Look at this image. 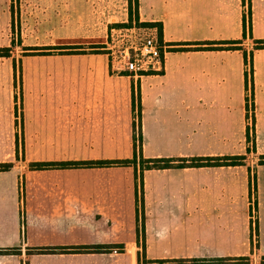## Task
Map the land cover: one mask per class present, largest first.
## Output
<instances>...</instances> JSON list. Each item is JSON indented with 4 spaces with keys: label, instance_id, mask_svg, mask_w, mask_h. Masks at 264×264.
<instances>
[{
    "label": "rangeland",
    "instance_id": "rangeland-1",
    "mask_svg": "<svg viewBox=\"0 0 264 264\" xmlns=\"http://www.w3.org/2000/svg\"><path fill=\"white\" fill-rule=\"evenodd\" d=\"M144 2L154 14L174 5ZM228 2L234 12L241 4L242 17L210 46L236 69L227 85L193 83L188 72L197 66L182 58L172 59L180 74L147 85L144 77L165 74V67L134 76L124 70V51L132 54L131 46L152 34L169 52L179 46L164 42L159 23L141 20L138 0H0V49L14 41L10 57H0L1 163L19 173L22 226L19 244L2 249L0 263H264L253 255L255 166L264 160L252 159L251 132L257 98L264 104L262 75L259 90L252 68L263 41L252 38L250 0ZM187 3L195 16L209 9L202 0ZM90 57L107 59L115 78L113 120L95 112L101 65ZM204 87L215 90V100L235 89L234 101L228 94L226 111H205L209 95L199 105L190 96ZM111 126L112 137L96 134ZM171 157H209L208 165L222 166L146 169L150 159ZM213 178L238 189L225 197L229 215L219 207L212 214L220 197Z\"/></svg>",
    "mask_w": 264,
    "mask_h": 264
},
{
    "label": "crops",
    "instance_id": "crops-1",
    "mask_svg": "<svg viewBox=\"0 0 264 264\" xmlns=\"http://www.w3.org/2000/svg\"><path fill=\"white\" fill-rule=\"evenodd\" d=\"M163 1V0H162ZM209 5V9L204 13L196 14L189 8L187 0H174V5L163 4L162 11L159 14L149 12L144 0H138V16L142 21L149 23L156 22L161 25L162 38L167 43H202L211 41H223L226 39V32L232 31L233 18L237 21V18L242 17L241 4L240 8L235 12L232 7L236 8V4L233 6L228 0H202ZM250 0V28L252 32V38L256 41H264V0ZM191 31V32H190ZM180 32H186L189 34H178ZM222 33V35H221ZM205 46V45H204ZM176 47V46H175ZM195 47V46H194ZM203 47V46H202ZM212 54L210 51H174L169 52L166 56L164 67L165 74L160 76H146L145 84L153 85V81H162L166 76L170 74L176 75L183 71L181 64L173 63V58H182L189 61L191 64L197 66L192 72H188L190 80L199 85H203L207 82H218L225 85L228 78L235 74L236 69L232 64L228 65L226 57ZM94 60V63L100 64L101 67H97L95 70V95L98 101L95 112H103V115L112 118L114 113V99H115V78L109 75L107 72V59L103 57H90ZM177 65V66H176ZM252 68L254 75L256 76L259 90L263 87L260 83V75L264 81V49H258L256 54L252 57ZM177 69V70H176ZM229 75V76H228ZM202 80V81H201ZM237 80V79H236ZM83 83V82H81ZM227 85V84H226ZM85 87H87L85 85ZM150 87V86H149ZM201 91V88H197V91L190 93L192 98H196V103L199 105L203 103L202 96L209 95V103L204 102L207 105L203 106V110L226 111L228 103V94L230 95L229 102L234 101L232 97L236 94V90L227 88L223 99L210 98L215 91L210 88ZM264 88V87H263ZM142 97L143 106V130L145 131L144 122V104L146 101V90ZM233 94V95H232ZM232 97V98H231ZM195 101V100H193ZM195 102L190 103V109L193 108ZM259 97L256 100V105L252 116V144L255 147V152L252 155V159L264 160V104L259 105ZM105 113V114H104ZM103 115L102 118H103ZM100 118V115H99ZM197 125V124H196ZM113 128L107 127L102 131L96 132L99 137L109 138L112 137ZM108 141V140H106ZM3 142V125H2V109L0 107V145ZM97 142H104L100 140ZM172 158V157H171ZM2 162V149L0 147V164ZM256 173V200H257V242L253 247V255L257 260L264 258V165L259 163L255 166ZM215 184L218 185V192L220 197L217 201L211 204L212 214L214 216V207L221 208V213L224 212L229 215V211H226V207L229 204L226 202L225 197L236 194L238 189L234 186L229 191L226 184L222 183L220 178H213ZM221 181V183H219ZM205 186V184H204ZM207 191V187L205 188ZM204 204V203H203ZM225 210V211H224ZM20 194H19V173L15 168H10L8 171H0V251L5 248L14 247L20 242L21 224H20ZM202 214L206 213L205 207L202 205ZM215 217V216H214ZM222 228V227H221ZM225 229V228H222ZM227 231V230H226ZM216 255H234L236 253L230 252H216ZM2 264V263H0ZM264 264V263H263Z\"/></svg>",
    "mask_w": 264,
    "mask_h": 264
},
{
    "label": "trees",
    "instance_id": "trees-1",
    "mask_svg": "<svg viewBox=\"0 0 264 264\" xmlns=\"http://www.w3.org/2000/svg\"><path fill=\"white\" fill-rule=\"evenodd\" d=\"M137 3V0H136ZM137 4H136V19H137ZM11 18H12V26H13V11L11 10ZM161 31V30H160ZM231 43V42H230ZM233 43H240L239 41H234ZM263 45L259 48V49H264V41L260 42ZM213 44H217L215 42H202V43H178L175 44V46H179L178 51H182V52H189V51H210V50H222V49H215L213 47ZM220 44H226V42L224 43H218ZM207 46V47H202V46ZM11 47L14 46V41L12 40L11 42ZM195 46V47H194ZM209 46V47H208ZM11 47H6V48H2L0 49V57L3 58H9L10 54L12 52ZM221 48V47H219ZM47 49V48H46ZM244 61L246 62V57L244 55ZM264 158V157H263ZM152 161H150V163L152 164L153 167H148L146 169H187V168H203V167H210V166H222L219 165V163L215 164V165H208L209 163H206L209 159L208 158H193V159H185V158H157V159H150ZM149 162V161H148ZM205 162V163H204ZM119 163V162H116ZM127 163V162H126ZM63 164V163H60ZM72 165H75L77 163H70ZM88 164H92V163H88ZM261 165H264V161L262 163H260ZM50 165H54V164H50ZM11 168L10 164H4L1 163L0 164V171H8ZM256 189V188H255ZM253 211L257 212V201L255 200L253 203ZM255 227L254 230L257 231V218L255 219ZM8 252V251H7ZM218 262H223L224 259H217ZM159 262H163V261H159Z\"/></svg>",
    "mask_w": 264,
    "mask_h": 264
},
{
    "label": "built area",
    "instance_id": "built-area-1",
    "mask_svg": "<svg viewBox=\"0 0 264 264\" xmlns=\"http://www.w3.org/2000/svg\"><path fill=\"white\" fill-rule=\"evenodd\" d=\"M133 52L124 51V70L134 76L147 74L150 70H159L164 66L169 53V45L160 44L154 34L144 37L139 44L131 46Z\"/></svg>",
    "mask_w": 264,
    "mask_h": 264
}]
</instances>
